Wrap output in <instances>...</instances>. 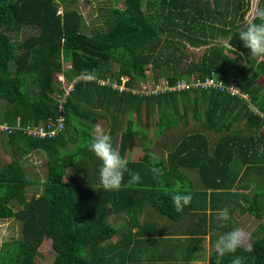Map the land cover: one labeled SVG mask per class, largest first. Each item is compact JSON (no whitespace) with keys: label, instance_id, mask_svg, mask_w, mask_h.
<instances>
[{"label":"trees","instance_id":"trees-1","mask_svg":"<svg viewBox=\"0 0 264 264\" xmlns=\"http://www.w3.org/2000/svg\"><path fill=\"white\" fill-rule=\"evenodd\" d=\"M113 1L117 5L120 0ZM251 1L124 0L108 12L107 30L87 33L75 0H0V122L21 127L0 131L11 156L0 165V216L20 220L23 233L5 244L0 264H41L36 257L46 237L52 239L55 264H144L143 248L156 240L150 234L159 232L156 221L141 218L146 204L178 221L207 210L206 197L199 202V195L210 191V219L203 214L199 222L209 220L211 229L225 233L239 227L231 203V188L239 179L254 183L252 194L243 198L251 200L246 207L251 214L263 216L264 118L251 105L264 113V61L259 62L264 56H253L238 35L245 25L260 22L259 15L250 22L245 17ZM258 10H264V0ZM21 32L26 35L19 41ZM201 47L205 51L199 52ZM67 63L71 66L65 69ZM62 71L68 79L78 78L65 103L66 129L56 137L27 134L23 127L58 116L57 95L63 89L57 74ZM82 75L118 83L128 76L129 89L120 91ZM209 76L235 80L250 101L216 88L133 92L142 81L175 86ZM158 108L147 141L151 121L141 124L143 109L149 118ZM191 117L194 129L169 141L170 132L183 130ZM102 121L113 147L128 161L118 190L101 183V161L89 146ZM141 144L144 155L134 160L132 151ZM36 150L46 155L48 172L43 192L29 195L27 188L36 181L28 178L18 154ZM154 167L160 172L154 173ZM186 169L197 170L199 181L186 176ZM133 172L141 180L128 183ZM189 191L191 202L178 211L172 194ZM13 200L18 209L13 210ZM224 207L229 220L217 221V210ZM111 213H126L131 220L114 223ZM202 226L188 229L186 239L159 241L191 240L196 246L207 231ZM236 255L244 264H264V235L225 255L221 264H231ZM215 259L214 249L209 264Z\"/></svg>","mask_w":264,"mask_h":264},{"label":"rangeland","instance_id":"rangeland-1","mask_svg":"<svg viewBox=\"0 0 264 264\" xmlns=\"http://www.w3.org/2000/svg\"><path fill=\"white\" fill-rule=\"evenodd\" d=\"M57 1H60V0H57ZM259 1L260 0L251 1V9L248 10L245 16L249 22L253 19V17L259 15L260 13L258 10ZM123 4H124V0H120L117 5L113 0H75V3L73 6L79 9L83 15L82 30L87 33H91L94 30H97V31L107 30L106 16L108 12L115 6L122 7ZM63 9H64V6H61L60 10L62 12H63ZM25 35H26L25 33L21 32V34L18 37V40L21 41L25 37ZM205 49H206L205 47H201L198 50L199 52H203L205 51ZM261 60L264 61V58H260L259 60L260 63H261ZM150 78L153 81V77L151 75H150ZM147 83H151V82H147ZM159 114H160V109L158 108L157 110H153L150 117L147 118L145 110L143 109V113L141 117L142 118L141 124H145L147 120H149V122L151 121L149 132L146 137L147 141L152 136V132L155 128L154 124L158 122ZM191 119H192L191 124L183 128V130H179L178 128L173 129L170 133H173L174 135L171 138V140L169 139V141H172V139H174L175 137L176 138L179 137V134L183 133L185 130L188 131V133L191 132L192 131L191 129H194V125H196V121L194 120V118L191 117ZM107 129H108V126L104 123V121H102L100 125L97 127V129L95 130V135H99L102 132H107ZM5 137H6L5 135L0 136V138H3V139ZM116 137L119 138L118 135ZM138 138L142 139V134H140ZM215 139L216 137L213 138V140ZM7 151L10 152V148L8 149L5 145H3L2 141H0V165L3 163V161H7L11 159V156L7 153ZM143 155H144V145L141 144L134 148L131 154V158H133L134 160L140 159L143 157ZM167 155H168V151L165 152L164 157H166ZM18 156H20V158L22 159V162L26 168L28 178L36 181L34 184L30 185L27 188L28 194L29 195L33 193L41 194L44 190V184L42 180L46 177L47 172H48L46 155L44 154V152L36 150L27 156L21 157L20 154H18ZM244 171H245V167L243 168L242 173H244ZM185 173H186V176H188L189 178L193 179L194 181H198L199 174L197 170L186 169ZM168 177L169 179H171L169 175ZM253 187H254L253 182L252 183H249L246 181L240 182V179H239L237 180V183H235L231 188L235 196L234 201H231L232 206H233L232 214L234 213L233 219L235 220V222L237 221V223L239 224L238 228H240L242 232L244 233L243 245L246 247H250L256 237L264 235V213L262 217H256L253 214H251L246 208L247 204H249L251 200L249 199L245 200V198H243L247 194L250 195ZM11 206L13 210L19 208L15 200L11 201ZM136 206L137 205H135L132 209L133 213L136 212V210H134ZM145 206L148 207L152 205L146 204ZM263 206H264V200L262 203V207ZM194 212L195 211H193L190 214V216L194 215ZM188 215L189 214L182 216L178 221H175V220L172 221V220H169V218H167L163 214H161L157 209L156 210L153 209V213L150 215V218H154L160 222L169 221V224L171 223L176 224V222H182V220L185 219V217H187ZM110 216H111L110 217L111 220L114 223H122L128 218V216H126L125 213L122 214V216H118L115 213H111ZM212 233L215 236L211 237L210 242L215 243L216 239L220 235H222L224 232L220 234L219 231H216V232L213 231ZM21 237H23L22 222L16 218L0 216V256L3 250L5 249L6 243H10ZM213 238H215V240H213ZM55 255H56V251L53 247L52 239L49 237H46L42 245L39 248V252L36 257L37 261L40 262L41 264H55L54 262Z\"/></svg>","mask_w":264,"mask_h":264},{"label":"clouds","instance_id":"clouds-1","mask_svg":"<svg viewBox=\"0 0 264 264\" xmlns=\"http://www.w3.org/2000/svg\"><path fill=\"white\" fill-rule=\"evenodd\" d=\"M259 16V23H249L238 31L239 39L243 46L248 48L253 56L257 57L264 56V10L260 11ZM214 46L215 42L209 44V47ZM89 146L91 151L101 161L99 177L103 186L109 190H118L121 188L124 174L129 171L128 161L113 147L110 134L102 132L94 136L91 138ZM152 171L159 173L160 169L154 167ZM140 180V173L133 172L128 183H137ZM171 198L176 209L179 211L191 202L192 193L190 191L176 192L172 194ZM216 219L220 222H227L229 220L228 207L218 209ZM243 241L244 233L238 227L220 235L214 244L216 252L214 264H221V260L225 255L235 253L238 248L242 247ZM231 264H244L243 258L236 255L231 260Z\"/></svg>","mask_w":264,"mask_h":264},{"label":"crops","instance_id":"crops-1","mask_svg":"<svg viewBox=\"0 0 264 264\" xmlns=\"http://www.w3.org/2000/svg\"><path fill=\"white\" fill-rule=\"evenodd\" d=\"M204 197H206L207 204L209 205V208L207 209L208 211L198 210V214L194 212V215L192 216H190V213L187 217H185V219L182 220V222H176V224H169V221L160 222L154 218H150V215L153 213V209L151 208V210L149 207H145L141 218L145 217L156 221L158 223L157 230L159 232H153V234H150L153 235V238L155 237L156 240L153 242H147L145 247L143 248L142 254L144 257L142 258L144 264H209V257L211 252L214 250L215 244L210 242L211 237L215 236L212 232L219 231L221 234L223 233V231H220V229H211L209 220H207L206 222H204L203 220V222H199V219L201 216H203V214L207 215V218L210 219V191L209 194H206L205 196L199 195V202H201ZM232 197L233 199H231V201H234L235 196L233 195ZM126 216H128L127 220H131V215L126 214ZM202 225H205L207 231L204 236H201V239L196 246L195 241L191 240H176L173 242L165 240L159 241V237H175V239H177V237H181L183 239H186V237L190 235L188 234V229H190V231L192 228H196L199 230L200 228L204 229ZM213 240H215V238H213ZM190 247L193 248L192 252L190 251Z\"/></svg>","mask_w":264,"mask_h":264},{"label":"built area","instance_id":"built-area-1","mask_svg":"<svg viewBox=\"0 0 264 264\" xmlns=\"http://www.w3.org/2000/svg\"><path fill=\"white\" fill-rule=\"evenodd\" d=\"M61 12V10H59ZM70 64H65L64 68H70ZM90 78L93 80H97V82L101 85H111L114 88L119 89L120 91L128 90L126 86V81L129 80L128 76H122V83H118L117 80H111V77L107 78H97L94 75L87 76L82 75L80 78ZM78 78L68 79L65 73L59 72L57 74V81L60 83L61 88L63 89L61 93L57 95L58 99V110L59 114L56 119H50L49 121L42 122L39 125L31 126V127H23V131L27 134L37 137V138H46V137H56L58 134L62 133L66 129L67 125V117L65 110V103L68 99V96L73 91L75 84L77 83ZM147 82H141L140 87L137 89H133V92H142L143 94H150L159 91L166 90H182L186 88H201V89H210L216 88L218 90L228 92L231 95L240 96L247 101H250V95L246 92H243L235 80H228L226 82L222 81L217 76H209L204 80L197 79V81L187 82L185 80L179 81L175 86H165L163 82L153 84ZM152 85V86H151ZM251 108L256 112L260 113L264 118V113L261 112L256 106L251 105ZM21 128L20 126H13L8 123L0 122V131L4 133H11L16 129Z\"/></svg>","mask_w":264,"mask_h":264}]
</instances>
